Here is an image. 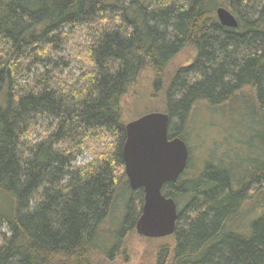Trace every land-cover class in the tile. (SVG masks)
I'll use <instances>...</instances> for the list:
<instances>
[{
	"label": "trees",
	"instance_id": "16d2710c",
	"mask_svg": "<svg viewBox=\"0 0 264 264\" xmlns=\"http://www.w3.org/2000/svg\"><path fill=\"white\" fill-rule=\"evenodd\" d=\"M220 6L237 28L220 23ZM75 31L88 41L68 78L52 55ZM186 49L192 60L168 75ZM148 81L170 137L186 141L203 107L259 127L264 141V0H0V264L113 259L144 202L125 173L123 104ZM84 152L92 158L78 165ZM258 160L245 157L239 172L205 160L197 178L185 170L163 187L179 218L157 264H264V214L242 222L264 193ZM120 200L111 246L105 225Z\"/></svg>",
	"mask_w": 264,
	"mask_h": 264
},
{
	"label": "rangeland",
	"instance_id": "374dc122",
	"mask_svg": "<svg viewBox=\"0 0 264 264\" xmlns=\"http://www.w3.org/2000/svg\"><path fill=\"white\" fill-rule=\"evenodd\" d=\"M87 37L85 31H75L68 37L60 52L53 53L52 56L55 60L68 62V65H63L62 76L72 78L81 69L83 65L81 54L88 41ZM193 56L194 52L191 49L184 50L170 63L167 69L168 75H171L178 66L189 63ZM162 104L161 98L152 95L151 83L149 81L142 82L139 88L130 92L124 100L125 118L130 122L153 109L162 108ZM252 128L253 131H247L239 123L237 124L226 117H220L218 113L212 114L202 107L194 118L189 129V136L186 138L190 151V163L184 177L194 174L197 178L200 170L203 169L201 166L205 160L210 162L233 161L235 163L233 167H236L237 172L240 169V162L243 163L245 157L258 158V165L262 166L264 163V141L261 139L262 135L260 137L261 129L257 126H252ZM42 133L43 128L38 129L33 138ZM244 138L250 141L253 147H247L240 141ZM255 152L256 157L254 156ZM91 158L90 153L84 152L78 157L76 163L78 165L87 163ZM122 201L120 200L118 208L106 222L107 245L113 246L116 240L114 234L120 228L124 214V202ZM246 207L245 211L248 214H245L243 223H249L254 217L264 214V193L252 203H246ZM172 243L173 236L171 235L162 238H148L139 235L135 227L125 232V237L120 242L119 250L113 259L98 254L97 260L100 264H157L159 249L165 244L171 245Z\"/></svg>",
	"mask_w": 264,
	"mask_h": 264
},
{
	"label": "water",
	"instance_id": "95a60500",
	"mask_svg": "<svg viewBox=\"0 0 264 264\" xmlns=\"http://www.w3.org/2000/svg\"><path fill=\"white\" fill-rule=\"evenodd\" d=\"M217 17L223 26H238L236 16L224 6L217 8ZM169 126L170 115L164 111L147 112L126 124L124 168L131 189L144 190L136 230L148 238L173 235L179 218L176 201L163 193V187L178 181L190 152L183 138L170 137Z\"/></svg>",
	"mask_w": 264,
	"mask_h": 264
}]
</instances>
